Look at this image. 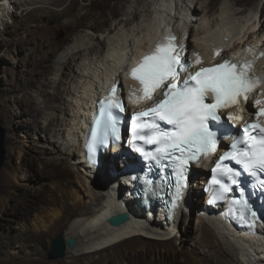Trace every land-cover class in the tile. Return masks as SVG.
Wrapping results in <instances>:
<instances>
[{
  "label": "bare ground",
  "instance_id": "bare-ground-1",
  "mask_svg": "<svg viewBox=\"0 0 264 264\" xmlns=\"http://www.w3.org/2000/svg\"><path fill=\"white\" fill-rule=\"evenodd\" d=\"M259 2L0 0V28L24 33L23 44L33 43L32 48L42 52L26 64L37 69L50 61L39 73L30 71L36 75L31 80L37 94L31 90L19 94L14 116L5 109L4 93L0 101L4 122L10 129L18 126L23 132L20 143L27 144L26 151L18 149L15 163L21 169L14 172L9 154L19 147L11 137L4 140L8 156L0 166V257L18 258L26 264H52L43 259L51 241L61 234L65 241L73 238L75 246L67 248L55 264H264V227L253 235L235 233L222 223L219 210L205 211L204 163L192 170V184L174 222L161 225L158 215L141 210L139 222L130 223L128 217L124 224L111 227L108 218L134 207L123 194L128 192L125 178L131 173L113 174L119 165L116 150L112 156H103L96 168L87 167L81 154L84 121L93 101L113 80L120 81L124 90L136 85L123 80V67L130 56L139 59L145 46L156 42L164 24L178 32L192 62L198 56L206 64L212 62L207 61V55L220 48L211 42L214 35L238 49L247 39L250 50H241L236 58L254 53L256 59L264 50V20L258 21L259 28L254 21ZM245 4L250 8L241 9ZM46 24H53L54 31L63 27L70 30L57 51L55 37L45 31ZM4 30L0 32L3 38ZM19 38L9 42L7 49L14 51ZM230 56L224 51L213 63ZM257 67L254 81L258 85L245 103L248 112L253 111L258 95L264 99V57ZM2 81L8 91L18 87L19 79L5 75ZM129 105L131 112L140 111L134 108L139 101Z\"/></svg>",
  "mask_w": 264,
  "mask_h": 264
},
{
  "label": "snow or ice",
  "instance_id": "snow-or-ice-1",
  "mask_svg": "<svg viewBox=\"0 0 264 264\" xmlns=\"http://www.w3.org/2000/svg\"><path fill=\"white\" fill-rule=\"evenodd\" d=\"M174 40L175 37L162 38L154 52L146 55L137 67L131 70V75L143 86L141 89L143 95L134 102L152 100L158 90L163 95L162 99L157 98L154 107L136 114L137 126L147 127L153 133L151 137L141 136V139H145L146 143L160 145L158 155L152 159L158 163L162 160H171L172 165H175L178 198L188 161L198 159L201 155L214 152L216 149V133L210 129L208 121L218 122L221 119L218 115L221 108L237 105L241 98L247 101L248 94L257 87L258 81L252 80L249 74L254 61L246 62L243 66L230 65L225 61L215 68H201L194 75L181 81L180 72L186 71V67L181 62ZM199 62L197 59V63ZM115 92L114 87L113 95L106 97L101 106L102 120L97 121L98 127L92 131L93 143L97 141L103 143L107 135L116 134L117 121L112 109L120 111L124 109L120 98L114 95ZM209 96L211 100L206 102ZM261 103L259 100L256 101L257 106ZM257 114L264 116V107H260ZM143 117H151L152 120L158 118L172 125L175 130L161 131L157 123L140 124L139 121ZM228 119L239 120L240 117L230 115ZM252 131L258 132L259 135H251ZM243 132L248 139L239 143L246 147L240 149L238 144L234 143L231 147L235 151L228 155L236 160L245 172L255 175L259 170L264 173V127L260 123L245 125ZM227 158L228 156H225L221 159ZM223 171L232 178L233 183H237L236 177L241 174L239 171L227 167ZM261 187L264 188V181H261Z\"/></svg>",
  "mask_w": 264,
  "mask_h": 264
},
{
  "label": "rangeland",
  "instance_id": "rangeland-1",
  "mask_svg": "<svg viewBox=\"0 0 264 264\" xmlns=\"http://www.w3.org/2000/svg\"><path fill=\"white\" fill-rule=\"evenodd\" d=\"M256 6L257 5H255L254 8L257 9ZM240 8L241 9H243V8L248 9V8H250V6L245 4V5H242ZM257 14H258L257 15L258 17L256 19H254V21H256L255 22V25H257V28H259L260 27V23H258V21L261 20V22H262L264 20V0H261V2H259V11H258ZM260 14H263V17L260 18ZM46 25H47V27H46L45 31L49 32V34L51 36L53 35L55 37V50L57 51V50H59L63 46V44L69 38L70 30L67 27L66 28L63 27V28H61V30L54 31V30L51 29V27H52L53 24H46ZM9 26L10 27L12 26V23L11 22L9 23ZM1 30L3 31L4 28H0V32H1ZM60 31L63 32V33H60ZM4 32H5V35L2 32L3 35H4V38L0 36V42L3 43V45L0 46V53H1L0 59H4L3 61H0V67L2 66L0 68V101L2 99V94L4 93V96H5V109H7V111H9V113L13 114V116H14L15 115V112L17 110L16 108L19 106V94H22L24 91H27L28 92L30 90H31L30 92L33 91L32 94L34 96L37 94V90H36V88H34L36 83H34L35 81H32L31 80V79L34 78V76L36 77V75H34V76L33 75H30V71L31 72L34 71V73H37V72L39 73L41 70H43L44 67H46V66H48L50 64V61L47 62V63L45 62L44 63V65L46 64L45 66L41 65L40 68L33 69L30 65H27L26 64V60L27 61L28 60L33 61L36 58H38L42 54V52L41 51L34 50L36 48H34V49L32 48L33 43H31V45L23 44V41L26 40V36H25L24 33H22V32H20V33L15 32L12 28L6 29V30H4ZM15 35L17 37H15ZM18 37H20L19 38L20 41L17 42L18 43L16 45L17 48L14 51H10V49H7L8 45H9V42H11V41L14 42V40L15 39H18ZM21 37H22V39H21ZM33 41H34V39L31 38V42H33ZM21 45H22V47H21ZM14 47L15 46H12V48H14ZM25 47L31 49V51H27L25 49ZM20 51H22V52H20ZM35 51H36V53H35ZM17 53H19V54H17ZM9 54H11V56H9ZM18 55H20V56H18ZM7 57H10V58H7ZM31 57H32V59H31ZM12 60H14L15 63H13ZM8 63H9L10 66L8 65ZM17 65L19 66V68H18ZM4 67L6 68L5 71L3 70ZM2 75L3 76L7 75V77L9 79H11V80H12V78H15V77L18 78L19 79V82L17 84L18 87H13V88H11L12 90L10 89L8 91H5L8 87H6V86L3 85V81H2V77L3 76ZM29 77H30V79H29ZM10 85L13 86L12 83ZM3 112H4V109H3L2 104L0 103V124H1V127H2L3 131H4V136H5V139L4 140L6 141V138L7 137H11V139L15 142V144H17V147H19V148H16V150L13 152V154H9V156H10V163H11V166H12V170L14 172H16V171H19L21 169V166L19 167L15 163L16 160H17V157H18V149H20L22 151H26V145L27 144L20 143V141L22 140L21 134L23 135V132L22 131H19L18 126L15 125V126L11 127V129H10V127L7 126V124L4 122V119H3ZM5 141H4V143H5ZM6 156H8V154H7V151L5 149V155H4V159H3L2 165L5 163V160L7 158ZM116 167L117 168H120L119 165H116ZM192 213H194V212L191 211L190 214L192 215ZM43 260L45 262H47V263L55 264L56 261L59 260V259H57V260H49L47 258V255H46ZM0 264H26V263H24V261H21L18 258H12V260L11 259L5 260V259H2V257H0Z\"/></svg>",
  "mask_w": 264,
  "mask_h": 264
},
{
  "label": "water",
  "instance_id": "water-1",
  "mask_svg": "<svg viewBox=\"0 0 264 264\" xmlns=\"http://www.w3.org/2000/svg\"><path fill=\"white\" fill-rule=\"evenodd\" d=\"M4 131L0 124V166L2 165L5 149H4ZM128 221V215L126 213H119L108 218L107 223L111 227H117ZM75 246V240L73 238H68L66 241L63 239L62 235H57L52 241L49 247L47 258L49 260L61 259L65 255L67 248H73Z\"/></svg>",
  "mask_w": 264,
  "mask_h": 264
}]
</instances>
